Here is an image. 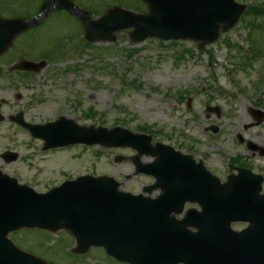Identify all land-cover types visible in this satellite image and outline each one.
I'll use <instances>...</instances> for the list:
<instances>
[{
  "label": "rangeland",
  "instance_id": "374dc122",
  "mask_svg": "<svg viewBox=\"0 0 264 264\" xmlns=\"http://www.w3.org/2000/svg\"><path fill=\"white\" fill-rule=\"evenodd\" d=\"M82 1L98 8L95 16L115 6L135 13L146 11L142 0ZM237 1L264 6V0ZM32 2L28 4L35 7L37 0ZM250 18L242 14L233 28L202 50L189 40L146 38L132 43L131 28L115 32L112 43L97 41L81 46L83 32L71 16L52 13L44 23L37 18L38 25L43 24L34 34L24 36L26 42H17L23 44L19 47L25 46L30 53L39 54L52 52L60 42L61 50L63 46L67 50L65 58L48 54L58 60L49 61L31 79L30 86L23 87L20 77L12 72L4 71L0 77V113L5 116L0 122V154L11 151L18 155L10 163L0 158V169L40 192L66 177L83 173L110 174L121 181V189L138 191L139 177L123 179L125 174L133 175L132 149L77 145L42 152L39 140L32 139L25 129L8 120L22 107H25L23 117L30 123L65 116L83 126L111 127L125 119L129 120L127 128L133 131L135 125L149 124L164 129L162 135H157L163 137L155 139L176 146L175 140L166 138L174 130L175 139L179 137L183 143V148H177L190 153L191 146L196 157L206 153L204 163L221 179L224 165L217 160V154L225 162L226 157L240 152L254 172L261 165L264 168V157L250 156L235 137L236 132H241L246 139L264 146V120L244 129L253 121V109L264 110V17L256 19L259 25L251 29L248 40ZM76 44L78 48L68 49ZM249 50L255 57L246 61L243 53ZM132 79L140 83L139 88L132 86ZM77 100L82 103L80 108L74 107ZM216 106L219 114L214 111ZM89 109L96 111L91 119L84 115ZM212 124L218 127L216 134L205 131ZM117 155L121 161L115 163L113 158ZM9 236L22 248L31 249L56 264H117L104 257L98 248L72 256L66 247L69 250L73 240L60 231L50 234L22 229Z\"/></svg>",
  "mask_w": 264,
  "mask_h": 264
},
{
  "label": "water",
  "instance_id": "95a60500",
  "mask_svg": "<svg viewBox=\"0 0 264 264\" xmlns=\"http://www.w3.org/2000/svg\"><path fill=\"white\" fill-rule=\"evenodd\" d=\"M144 1L148 4V12L145 14L113 9L96 21H89L85 15L79 16L86 38L112 41L115 39L113 32L132 27L130 35L134 42L148 36L165 40L189 38L199 41V47H203L206 43L214 41L220 31H226L233 26L244 9L243 5L235 3L234 0ZM28 25L29 22L22 24L17 20L0 19V53L13 36ZM42 65L44 63L40 64ZM24 66L21 63L18 68ZM260 121L261 117H258L257 123ZM28 127L34 136L45 140L44 148L83 142L101 143L105 146L129 145L140 153L150 152L145 148L148 146L149 137L133 135L119 128L111 131L97 128L88 132L85 128L75 125L72 120L64 118L50 124ZM250 148L256 147L250 145ZM6 154L8 153L4 154L7 161L16 158L15 154L10 157ZM136 164L139 165L137 161ZM155 166L157 164L153 162L138 168L149 172L156 171ZM233 180L230 178V183L222 185L224 194L231 193ZM100 184L115 185V182L103 176L80 177L45 194H37L0 174V241L5 240L7 232L20 226H37L51 230L63 226L75 236L76 252L82 253L90 245H103L109 250V238L102 236L103 233L109 232V229L104 227L109 224V196L99 195L101 189L96 185ZM86 223L90 226L86 227ZM15 253L16 264H44L31 256ZM6 263H9V260Z\"/></svg>",
  "mask_w": 264,
  "mask_h": 264
},
{
  "label": "flooded vegetation",
  "instance_id": "af4514ba",
  "mask_svg": "<svg viewBox=\"0 0 264 264\" xmlns=\"http://www.w3.org/2000/svg\"><path fill=\"white\" fill-rule=\"evenodd\" d=\"M44 0H37L36 6L33 7L32 5L28 4V3H33L32 0H0V15H4V16H31L37 13V11H39V8L41 6V4L43 3ZM71 2H73L76 6L81 7V8H85V9H92V7L90 6V4H88L87 2H84L82 0H70ZM51 5H55L56 0H51ZM49 14L52 15V13L54 14H67V15H71L69 12L65 11V10H55V8H50ZM30 31H26L23 34H21L20 36H18L13 44L11 45V47L2 55L0 56V67H2V64H8V63H15L16 61H18L21 58H29L31 60H37L40 59L42 56V52L37 54V53H30L27 49V47H19L20 44L16 45V43L21 39V42H26L24 39V36L29 35ZM23 45V44H21ZM26 45H29L26 44ZM196 207L192 202H186L184 204L183 207V211H186L187 209H192ZM173 216H175L176 218H182L183 217V213L176 215L173 214ZM187 229H189L190 231H195V228H193L192 226H188ZM194 262L196 264L199 263V259L195 258L193 259ZM201 264H203V260L201 262Z\"/></svg>",
  "mask_w": 264,
  "mask_h": 264
}]
</instances>
